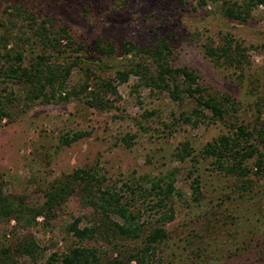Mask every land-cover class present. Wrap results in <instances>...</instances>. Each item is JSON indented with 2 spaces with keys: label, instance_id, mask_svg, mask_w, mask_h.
<instances>
[{
  "label": "rangeland",
  "instance_id": "obj_1",
  "mask_svg": "<svg viewBox=\"0 0 264 264\" xmlns=\"http://www.w3.org/2000/svg\"><path fill=\"white\" fill-rule=\"evenodd\" d=\"M233 1L244 0H0V37L8 36L2 50L5 43L21 50L24 65L37 53L72 63L60 96L27 102L24 82L3 77L0 61V90L15 95V114L0 125L3 192L40 203L53 183L79 167L96 168L116 188L128 181L149 187L146 177L174 170L176 188L158 207L152 205L158 197L153 191L147 188L144 195L136 186L134 208L144 221L137 238L79 239L67 231L77 216L80 225L95 218L93 207L81 201L80 185L48 221L40 215L28 227H15L13 219H0L1 237L12 242L31 233L40 245L37 257L15 253L18 259L39 264L74 244L127 251L146 231L162 226L158 264H264V142L256 134L249 138L257 149L244 160L243 176L203 152L206 142L237 125L251 128L257 108L264 110V4H251L245 18L237 19L224 13L225 2ZM27 11L37 21L65 26L70 39L62 37L60 49L43 45L27 24ZM226 33L247 48L242 68L205 52V44L219 43ZM158 36L170 44L175 64L194 68L205 89L231 95L237 109L229 108L222 119L205 109L193 124L183 119L195 105L193 97L174 99L134 74L120 80L117 72L139 56L127 45L154 46ZM97 41L110 42L112 51L103 52ZM83 81L88 87L80 91Z\"/></svg>",
  "mask_w": 264,
  "mask_h": 264
},
{
  "label": "trees",
  "instance_id": "obj_2",
  "mask_svg": "<svg viewBox=\"0 0 264 264\" xmlns=\"http://www.w3.org/2000/svg\"><path fill=\"white\" fill-rule=\"evenodd\" d=\"M264 4V0H244L243 2H225V15L237 19L245 18L251 4ZM27 24L33 35L43 45H51L60 49V39L68 37L70 32L65 26L55 28L46 20L37 21L32 12L26 14ZM11 34V33H9ZM0 37V42L8 39ZM103 52L110 53L113 45L110 42L97 41ZM0 47V61L4 62L1 71L7 79H18L24 82L25 100L51 99L60 96L65 81L70 73L71 62L50 60L49 56L37 53L26 65L23 64V53L15 47ZM62 46V45H61ZM127 49H134L139 56L132 60L129 66L119 70L117 75L120 80H126L130 74L138 76V81L150 89H164L174 99H181L188 95L194 99V107L190 112L183 114V119L196 124L205 109L211 112L212 117L222 119L224 113L230 109H237L235 98L227 93L209 92L199 82L196 70L188 65H177L172 60V48L165 37L158 36L154 46H138L130 42ZM246 47L237 41L232 34L222 35L217 44H205V52L215 61H222L229 65L242 68L243 63L249 60ZM86 81L79 84V90H86ZM76 91V89H74ZM68 91L64 94L68 96ZM14 92L5 93L0 90V125L3 118H10L14 113ZM103 104L102 102H100ZM253 125H237L231 132L221 134L203 146L206 155L213 156L217 165L227 172L243 176L246 171L244 160L253 155L256 145L249 142V138L256 134L264 142V113L257 108ZM75 139L63 138L66 142ZM187 148V143L183 149ZM146 177V176H145ZM150 186H141V192L147 194L153 191L158 197L153 206L166 205L168 199L176 190L174 186V170L166 176L146 177ZM76 185L82 190L81 201L89 204L94 209V219L80 225L81 217L77 216L66 224L67 231L79 239L106 238L110 234H117L124 238H137L144 230V221L141 220L139 208H134V192L131 181L124 182L125 187L116 188L112 183L105 182V175L93 167H79L67 174L64 179L57 180L45 193V199L40 203H28L24 196L16 193L3 192L0 181V219L14 220L15 227H28L42 216L45 221L54 215L53 209L61 204L75 191ZM5 235V234H4ZM166 236V229L154 226L145 232L140 243L130 250H115L103 245L74 244L65 251L50 253L39 264H158L161 256L157 252V245ZM6 238V236H3ZM0 236V264H25L18 259L15 253L27 254L37 257L40 245L35 236L27 233L19 236L14 241ZM111 242V241H110Z\"/></svg>",
  "mask_w": 264,
  "mask_h": 264
}]
</instances>
